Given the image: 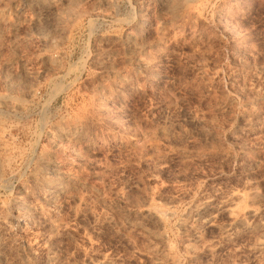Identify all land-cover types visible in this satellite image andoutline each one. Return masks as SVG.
<instances>
[{
  "label": "rangeland",
  "instance_id": "374dc122",
  "mask_svg": "<svg viewBox=\"0 0 264 264\" xmlns=\"http://www.w3.org/2000/svg\"><path fill=\"white\" fill-rule=\"evenodd\" d=\"M49 3L0 0V264H264V0Z\"/></svg>",
  "mask_w": 264,
  "mask_h": 264
},
{
  "label": "bare ground",
  "instance_id": "6f19581e",
  "mask_svg": "<svg viewBox=\"0 0 264 264\" xmlns=\"http://www.w3.org/2000/svg\"><path fill=\"white\" fill-rule=\"evenodd\" d=\"M44 1H47L48 3H49V1L51 2V1H55L56 3V6H57V8H58V6L59 5H57L58 3L59 4H63V6H64V2L65 1H68V2H70V1H72V0H44ZM45 3V2H44ZM50 4V3H49ZM54 4V3H53ZM52 4V5H53ZM67 4V3H66ZM55 6V5H54ZM51 7V6H50ZM129 49V48H128ZM142 65V64H141ZM70 136V135H69ZM73 140V139H72ZM53 166V165H52ZM57 166V165H56ZM53 169L55 168L54 166L52 167ZM51 168V169H52ZM59 169V168H58ZM54 171V170H53ZM56 172V171H55ZM54 173V172H53ZM36 174V173H35ZM40 175V174H39ZM57 177H60V176H57ZM56 178V177H55ZM33 180V179H32ZM60 180V179H59ZM46 183V185H47V188L50 186L51 187V185L53 184V183H55V180H54V182H51V181H47V182H45ZM61 184V183H60ZM62 185V184H61ZM60 185V186H61ZM49 187V188H50ZM57 188V187H56ZM60 188V187H59ZM251 196V195H250ZM235 198V197H234ZM234 198H233V200H234ZM252 199V198H251ZM249 202V201H248ZM230 206V205H229ZM235 206V205H234ZM18 207V206H17ZM213 207H212V204H206L203 208H201V210L200 211H198V219L205 225V226H210V225H213V223H215L214 222V220H213V216L211 215V214H209V211L212 209ZM26 209V208H25ZM24 209V210H25ZM199 209V208H198ZM255 209V208H254ZM22 210V209H21ZM23 211V210H22ZM247 211V210H246ZM230 212V211H229ZM228 212V213H229ZM254 212V211H253ZM19 213V212H18ZM22 213V212H21ZM27 214V213H26ZM214 214H215V212H214ZM250 216L252 215V211H250ZM153 214H152V212H147L144 216H146V218H147V216H149V217H151ZM231 215V214H230ZM152 218V217H151ZM241 218V217H240ZM150 219V218H149ZM157 220V219H156ZM198 220V221H199ZM202 224V225H203ZM7 225V224H6ZM201 225V226H202ZM239 225V224H238Z\"/></svg>",
  "mask_w": 264,
  "mask_h": 264
}]
</instances>
